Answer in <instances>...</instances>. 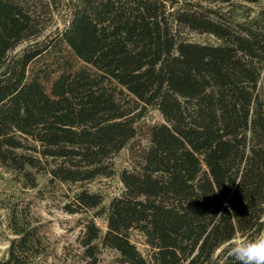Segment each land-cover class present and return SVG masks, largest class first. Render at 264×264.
I'll return each instance as SVG.
<instances>
[{
	"label": "trees",
	"instance_id": "obj_1",
	"mask_svg": "<svg viewBox=\"0 0 264 264\" xmlns=\"http://www.w3.org/2000/svg\"><path fill=\"white\" fill-rule=\"evenodd\" d=\"M214 2L0 0V166L30 189L40 174L84 185L130 151L108 206L83 186L67 197L66 213L106 226L85 217L65 264H102L104 249L114 264H236L218 244L263 231L264 11L237 19L234 0ZM147 108L164 122L143 146ZM10 229L6 264H37V228L13 213Z\"/></svg>",
	"mask_w": 264,
	"mask_h": 264
},
{
	"label": "rangeland",
	"instance_id": "obj_2",
	"mask_svg": "<svg viewBox=\"0 0 264 264\" xmlns=\"http://www.w3.org/2000/svg\"><path fill=\"white\" fill-rule=\"evenodd\" d=\"M213 1H215L214 4L218 3V0ZM233 3L235 5L224 4L223 7L226 11H233L237 19L244 15L246 8L251 10L253 16L264 11V3L252 6L245 4L242 0H234ZM57 27L62 29L61 22H58L49 34ZM188 38L201 44H217L216 39L208 35L189 33ZM25 47H21L18 51ZM163 122L164 119L158 110L147 108L144 111V117L137 123L136 141L143 146L148 145V129ZM114 166L116 170L114 177L99 178L84 185L50 183L48 175L40 174L37 177L38 185L35 189L25 187L19 174L0 166V264H6L10 241L15 237L10 229L13 213L21 216L25 221H30L31 225L37 228L38 236L43 237V249L46 250V254L36 262L37 264H65L71 260V257L80 253L78 238L83 233L85 217L94 218V212H89L87 215H69L63 207L69 201L67 197L73 196L81 189V186L93 193L103 195L104 204L108 206L110 200L122 192L120 173L131 166L128 147L115 157ZM94 219L96 224L105 231L104 218ZM131 239L143 256L147 257L148 247L144 237L134 233ZM116 257L117 254L114 251L104 249L100 257L101 263L114 264Z\"/></svg>",
	"mask_w": 264,
	"mask_h": 264
},
{
	"label": "clouds",
	"instance_id": "obj_3",
	"mask_svg": "<svg viewBox=\"0 0 264 264\" xmlns=\"http://www.w3.org/2000/svg\"><path fill=\"white\" fill-rule=\"evenodd\" d=\"M227 245L226 255L236 264H264V232L253 238L233 236L218 247Z\"/></svg>",
	"mask_w": 264,
	"mask_h": 264
}]
</instances>
